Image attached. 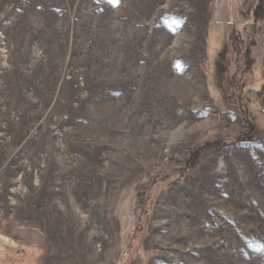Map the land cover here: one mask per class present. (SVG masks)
<instances>
[{"label": "rangeland", "instance_id": "obj_1", "mask_svg": "<svg viewBox=\"0 0 264 264\" xmlns=\"http://www.w3.org/2000/svg\"><path fill=\"white\" fill-rule=\"evenodd\" d=\"M67 255L264 264V0H0V264Z\"/></svg>", "mask_w": 264, "mask_h": 264}, {"label": "bare ground", "instance_id": "obj_2", "mask_svg": "<svg viewBox=\"0 0 264 264\" xmlns=\"http://www.w3.org/2000/svg\"><path fill=\"white\" fill-rule=\"evenodd\" d=\"M24 62V61H23ZM15 65V66H14ZM12 69H11V74H12V76H13V78H15V80H17V81H22V82H19V83H21V89H19L20 90V92H18V94L19 95H17L16 94V99H14V101H12L13 99L11 98V102H9V106H8V109L9 110H15V112L17 111V109L16 108H20L21 109V112L23 113L25 110H26V108H27V106H28V104H26L25 103V101H26V97H25V95H23V91H25V89H26V87H27V85L30 83V82H32L33 80H34V78H36L37 76H35L36 75V73H35V75L34 74H32L29 78H24L23 77V70L24 69H22V67H21V62H18V61H16V62H14V64H12ZM11 68V67H10ZM6 73V72H5ZM18 76V77H17ZM45 76V75H44ZM46 77V76H45ZM50 78V77H49ZM39 79V78H38ZM48 79V78H47ZM46 79V80H47ZM39 80H41V78L39 79ZM51 80H53V79H51ZM48 81V80H47ZM13 82V81H12ZM39 82V81H38ZM37 82V83H38ZM19 83H17L16 82V84H19ZM40 83V82H39ZM31 84H33V83H31ZM50 84V83H49ZM44 85V87H43V91H45V93H39L38 95H37V101H38V104H39V102H40V104L42 103V105L44 106V105H46V102H47V92H48V89L50 88V85ZM51 84H53V83H51ZM14 85V84H13ZM30 85V84H29ZM28 85V86H29ZM2 86V85H1ZM6 86H8V85H6ZM20 86V85H19ZM38 86V85H37ZM41 86V85H40ZM27 88H29V87H27ZM52 88V87H51ZM7 90V89H6ZM4 91V90H3ZM2 91V92H3ZM9 91V90H8ZM29 91H30V89H29ZM7 92V91H6ZM28 92V91H27ZM33 92H35V91H33ZM36 94V93H35ZM31 95V94H30ZM33 95V94H32ZM12 96H13V94H12ZM15 96V95H14ZM34 99H35V97H34ZM35 99V100H36ZM30 100V99H29ZM6 101V100H5ZM30 102V101H29ZM49 102V101H48ZM47 102V103H48ZM23 103V104H22ZM20 104H22V105H20ZM31 105V104H30ZM29 105V106H30ZM36 105V104H35ZM31 107V106H30ZM36 108V107H35ZM45 108V107H44ZM42 110H43V108H42ZM12 112V111H11ZM20 112V111H19ZM41 112V111H40ZM35 114H37V113H35ZM35 114H34V116H35ZM4 115V114H3ZM6 116V115H5ZM30 119V118H29ZM27 120V116L26 115H24V114H22V116L20 117V120H19V123H18V125H16V128L15 129H13V130H15V134H14V137L12 138V142L10 143L11 145V147L13 148V147H15L16 146V143L20 140V138H21V133L22 132H20V128L22 127V125H23V123L25 122ZM12 123V122H11ZM13 125V124H12ZM25 125V124H24ZM23 125V126H24ZM15 126V125H14ZM7 129V128H6ZM9 130V129H8ZM7 130V131H8ZM22 130H23V128H22ZM24 131V130H23ZM11 132V131H10ZM29 132V131H28ZM6 133V132H5ZM24 134V133H23ZM26 138V137H25ZM27 138H28V136H27ZM31 138V137H30ZM42 137H40L37 141H34V142H32L31 144L34 146V151L37 153V151L38 150H40V148H41V145L43 144V138L41 139ZM48 145H49V148H48V153H49V157L51 156V154H53L54 153V145L50 142V143H48ZM32 148V147H31ZM60 201V200H59ZM91 205V204H90ZM65 212H66V214H70L71 213V211H70V209H68V208H66V210H65ZM73 214V213H72ZM71 215V214H70ZM74 216V215H73ZM63 217V216H62ZM62 217H61V219H62ZM70 217V216H69ZM55 218V217H54ZM73 220V219H72ZM73 230V229H72ZM77 230V229H76ZM75 232V231H74ZM59 236V235H58ZM75 237V236H74ZM80 250V249H79ZM92 251H94V250H92ZM70 253V252H69ZM72 253V252H71ZM90 253V252H89ZM92 253V252H91ZM95 253V252H94ZM84 255V254H83ZM95 256V257H94ZM86 257V256H85ZM94 257V260H95V258H96V260H98L99 259V256L98 255H93L92 256V258ZM69 259V260H68ZM95 260V261H96ZM84 261V260H83ZM75 263V262H74ZM73 262H72V260H71V256H66V260L64 261V263H61V264H74Z\"/></svg>", "mask_w": 264, "mask_h": 264}, {"label": "trees", "instance_id": "obj_3", "mask_svg": "<svg viewBox=\"0 0 264 264\" xmlns=\"http://www.w3.org/2000/svg\"><path fill=\"white\" fill-rule=\"evenodd\" d=\"M263 2V1H262ZM229 5H230V3H229ZM257 5V4H256ZM262 5V3H260V5H258V6H261ZM230 7V6H229ZM254 9V8H253ZM253 9H251V14H252V12H253ZM255 9H257V7H255ZM230 11H231V9H230ZM254 11H256V10H254ZM257 12L259 13L260 12V8H258L257 9ZM248 13V12H247ZM249 15V14H248ZM248 15L246 16V17H248ZM250 20H251V17H250ZM249 20V21H250ZM248 21V22H249ZM231 42V41H230ZM250 50H249V48H248V43L246 44V47H245V52H244V60H245V63H246V65H247V68H248V65H250V62H252L253 60L251 59L250 60ZM221 59H222V57H221ZM222 62V61H221ZM221 67V66H220ZM218 67L216 66V71H218V69H217ZM218 73H219V71H218ZM218 73H217V75H215V76H218ZM10 264H12V263H10Z\"/></svg>", "mask_w": 264, "mask_h": 264}]
</instances>
